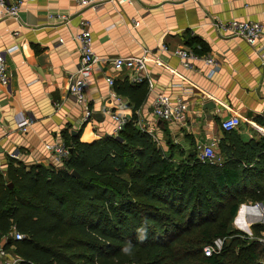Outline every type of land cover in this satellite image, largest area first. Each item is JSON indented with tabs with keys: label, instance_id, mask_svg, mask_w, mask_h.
<instances>
[{
	"label": "crops",
	"instance_id": "obj_1",
	"mask_svg": "<svg viewBox=\"0 0 264 264\" xmlns=\"http://www.w3.org/2000/svg\"><path fill=\"white\" fill-rule=\"evenodd\" d=\"M23 1L17 20L0 18V53L9 76L7 85L0 84V173L7 172L11 160L27 167L59 166L45 146L64 143L65 133L84 143L110 136V114L117 111L129 121L142 97L139 89L133 98L119 94L116 86L125 82H145L148 95L137 124L165 150L172 142L186 155L196 154L198 144L215 143L218 154L222 122L233 115L241 117L236 131L245 139L264 135L258 121L264 119V37L251 46L217 25L240 20L264 27V0H97L92 6H80L79 0ZM84 22L98 57L86 90L95 116L88 122L84 107L69 94L70 77L81 62L76 36ZM179 51L200 58L184 61ZM144 55L150 57L146 74L152 85L134 82L132 72L113 66L117 57ZM208 56L217 66L205 62ZM159 94L187 104L183 123L154 117ZM27 117L32 124L24 132L20 123ZM15 153L18 159L11 157ZM175 156L180 157L177 151Z\"/></svg>",
	"mask_w": 264,
	"mask_h": 264
},
{
	"label": "trees",
	"instance_id": "obj_2",
	"mask_svg": "<svg viewBox=\"0 0 264 264\" xmlns=\"http://www.w3.org/2000/svg\"><path fill=\"white\" fill-rule=\"evenodd\" d=\"M138 89L142 97L118 136L84 143L65 133L69 156L61 165L11 160L0 173L5 249L20 264H260L256 242L233 236L226 220L245 203H264V135L224 131L215 164L172 142L165 150L137 124L145 82L116 86L130 97ZM254 229L260 234L264 226ZM229 237L230 247L205 255Z\"/></svg>",
	"mask_w": 264,
	"mask_h": 264
},
{
	"label": "built area",
	"instance_id": "obj_3",
	"mask_svg": "<svg viewBox=\"0 0 264 264\" xmlns=\"http://www.w3.org/2000/svg\"><path fill=\"white\" fill-rule=\"evenodd\" d=\"M33 1V0H31ZM97 0H79L80 6H92ZM125 2L131 3L132 0H123ZM24 4L23 0H17L16 2L9 3L6 0H0V18H13L17 20L19 18V13ZM63 19H66L63 17ZM84 27L82 31L76 36V40L80 45L81 62L77 71L71 75L69 80V94L74 98L78 104L85 109V121H90L93 117V113L88 106V100L86 97V90L88 86V80L93 74V69L95 64L98 62V57L93 49V38L91 31L89 30V24L83 23ZM220 31H223L230 36L244 39L249 45L255 46L258 41L264 37V27L256 22L250 21H240L231 20L226 22L217 23ZM12 50V49H10ZM177 55L184 61L199 59L200 57L196 54L186 51H179ZM264 57V52L261 54ZM150 60L149 56L142 57H117L113 60V66L117 71H129L132 72V80L137 83H141L145 80L149 81L146 74V65ZM205 62L211 66H217V62L208 56L205 58ZM189 66L188 63L185 64ZM110 86L114 85L112 78H107ZM9 82V76L6 66L5 56L0 53V84L7 85ZM150 85L152 83L149 81ZM188 111V106L182 100H177V102H172L171 98L164 94H159L155 100L153 115L159 120L164 122H180L183 123L186 118V113ZM111 120L114 123V130L111 136H118L125 128L128 120L125 116L118 113L117 111L110 114ZM242 119L238 115L230 116L222 122V128L224 131H233L241 126ZM32 124L30 118H24L20 123V128L26 132L28 127ZM262 133V132H260ZM45 148L52 154L55 162L61 165L64 160L69 156V148L65 143H53L46 144ZM196 152L203 162H208L211 164L218 163L220 158L216 152V144L212 143L210 145L205 143H200L196 146ZM13 159L19 158V153L11 154ZM264 215V209L260 211L261 215ZM260 217V216H259ZM13 236L17 240H21L23 235L20 233H13ZM261 246L264 247V240L259 241ZM224 245L223 239H217L210 246H207L204 250L206 256H212L213 254L221 252ZM22 259L7 251L4 247V241H0V264H20Z\"/></svg>",
	"mask_w": 264,
	"mask_h": 264
},
{
	"label": "rangeland",
	"instance_id": "obj_4",
	"mask_svg": "<svg viewBox=\"0 0 264 264\" xmlns=\"http://www.w3.org/2000/svg\"><path fill=\"white\" fill-rule=\"evenodd\" d=\"M242 208L244 209L243 214H241ZM263 209H264V203L262 202H258L256 204L245 203L243 204V206L241 205L239 207L237 216L233 220L231 219L226 220L229 223V230L233 232V236L247 238L252 242H256V244L258 245L257 252L259 254L258 262L260 264H264V247L261 246V244L259 243V241L262 242V240H264V231L258 234L256 233L254 227L264 226V215L263 214L259 215L260 211ZM238 232L242 233V235L238 234ZM233 238L234 237H229L227 239H223V238L220 239H223L224 245L226 244L227 247H230ZM239 248L240 247L238 245L235 246L233 250H235V252L238 253Z\"/></svg>",
	"mask_w": 264,
	"mask_h": 264
},
{
	"label": "water",
	"instance_id": "obj_5",
	"mask_svg": "<svg viewBox=\"0 0 264 264\" xmlns=\"http://www.w3.org/2000/svg\"><path fill=\"white\" fill-rule=\"evenodd\" d=\"M93 117H95L94 114H93ZM72 134H73V135H78L77 132H73ZM193 154H195V153L193 152ZM72 175H73L74 177H78V174H77L76 172H73Z\"/></svg>",
	"mask_w": 264,
	"mask_h": 264
},
{
	"label": "clouds",
	"instance_id": "obj_6",
	"mask_svg": "<svg viewBox=\"0 0 264 264\" xmlns=\"http://www.w3.org/2000/svg\"><path fill=\"white\" fill-rule=\"evenodd\" d=\"M124 251L125 252H128L129 251L128 247H125Z\"/></svg>",
	"mask_w": 264,
	"mask_h": 264
},
{
	"label": "bare ground",
	"instance_id": "obj_7",
	"mask_svg": "<svg viewBox=\"0 0 264 264\" xmlns=\"http://www.w3.org/2000/svg\"><path fill=\"white\" fill-rule=\"evenodd\" d=\"M243 212H244V209L242 208V209H241V214H243Z\"/></svg>",
	"mask_w": 264,
	"mask_h": 264
}]
</instances>
